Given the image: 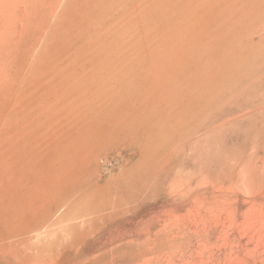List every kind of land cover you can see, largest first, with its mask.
<instances>
[{"label":"rangeland","instance_id":"1","mask_svg":"<svg viewBox=\"0 0 264 264\" xmlns=\"http://www.w3.org/2000/svg\"><path fill=\"white\" fill-rule=\"evenodd\" d=\"M230 1L0 0V264H75L78 252L66 246L67 229L73 221H77L74 225L87 221L90 211L140 209L144 217L138 221L112 222L126 231L133 230L146 222L150 213L173 205L163 194L172 179L204 176L209 184L215 178L221 182L230 166L239 173L247 157L257 165L264 162V0ZM174 29L181 33L175 34ZM178 125L191 131L190 135L185 136ZM174 136L178 144L171 141ZM185 139L191 142L187 145ZM37 176L49 183L42 179L39 196L40 190L34 195H29V190L24 195L27 182ZM261 183L262 190L255 194L264 192V181ZM204 185L196 186L199 188L194 191L212 195L213 189L206 192ZM142 191V196H157V202L148 198L141 204ZM238 194L249 200L238 206L244 211L252 203L251 197L246 192ZM55 195L59 198L52 199ZM55 201L57 205L50 204ZM47 208L52 216L32 226ZM72 210L81 212L82 217L75 212L78 218H72ZM70 216L75 220L71 221ZM44 245L56 248L47 250ZM89 245L91 252L100 246ZM32 249L39 251L31 254Z\"/></svg>","mask_w":264,"mask_h":264},{"label":"bare ground","instance_id":"2","mask_svg":"<svg viewBox=\"0 0 264 264\" xmlns=\"http://www.w3.org/2000/svg\"><path fill=\"white\" fill-rule=\"evenodd\" d=\"M173 1V0H172ZM183 1V0H182ZM210 1V0H209ZM232 1V0H231ZM230 1V2H231ZM242 1V0H241ZM246 1V0H245ZM252 1V0H251ZM189 2V1H188ZM214 2V1H213ZM217 2V1H216ZM227 2V1H226ZM236 2V1H235ZM260 2V1H259ZM258 2V3H259ZM209 3V2H208ZM220 3V2H219ZM234 3V1H233ZM245 3V2H244ZM249 3V1L247 2ZM257 3V5H258ZM206 4V3H205ZM230 5H232V3H229ZM235 4V3H234ZM246 4V3H245ZM183 5V4H182ZM203 5V4H202ZM224 5V4H223ZM236 5V4H235ZM253 5V3H252ZM263 5V4H262ZM184 6V5H183ZM213 4H211V8H212ZM217 6V5H216ZM234 6V5H233ZM241 6V5H240ZM243 6V5H242ZM246 6V5H244ZM250 6V5H249ZM259 6V5H258ZM199 7V6H198ZM206 7V8H208ZM232 7V6H231ZM239 7V6H238ZM174 8V7H172ZM192 8V7H190ZM197 8V7H196ZM195 8V9H196ZM235 7H233L234 9ZM241 8V7H240ZM239 8V9H240ZM253 8V7H252ZM97 9V7H96ZM125 9V8H124ZM219 9V8H218ZM223 8H221L222 11ZM226 9V8H225ZM230 9V8H229ZM254 9V8H253ZM257 9V8H256ZM259 9V8H258ZM201 10V9H200ZM199 10V11H200ZM227 10V9H226ZM245 10V9H244ZM248 10V7H247ZM245 10V12L247 11ZM251 10V9H250ZM192 11V10H191ZM208 11V10H207ZM233 11V10H232ZM249 11V10H248ZM258 11V10H256ZM203 12V10H202ZM223 12V11H222ZM229 12V11H228ZM234 13V12H233ZM247 13V12H246ZM253 13V12H252ZM223 14V13H222ZM232 14V13H231ZM235 14V13H234ZM124 15V14H123ZM183 15H185V13H183ZM246 15V14H243ZM248 15L250 16L251 13ZM90 16V15H89ZM190 16V15H189ZM216 16V15H215ZM226 16V15H225ZM224 16V17H225ZM253 16V15H251ZM223 17V18H224ZM176 18V17H175ZM194 18V17H193ZM236 18V17H235ZM240 18V17H239ZM237 18V20L239 19ZM244 18V17H242ZM253 18V17H252ZM103 19V18H102ZM247 19V18H246ZM185 20H189V19H185ZM204 20V19H203ZM253 20V19H250ZM257 20V19H256ZM254 20V21H256ZM200 21V20H199ZM202 21V19H201ZM222 21V20H221ZM218 22V21H217ZM216 22V23H217ZM225 22V21H224ZM227 22V21H226ZM241 22V21H240ZM95 23V21H94ZM175 23V21H174ZM173 23V24H174ZM220 23V22H219ZM222 23V22H221ZM229 23V22H228ZM232 23V22H231ZM230 23V24H231ZM249 23V22H248ZM253 22H251L252 24ZM210 24V23H209ZM212 24V22H211ZM234 24V23H233ZM245 24V23H244ZM259 24V23H258ZM103 25V24H102ZM178 25V23H177ZM225 25V23H224ZM241 25V24H240ZM174 26V25H173ZM193 26V25H192ZM219 26V25H218ZM244 26V25H243ZM254 26V25H253ZM175 27V26H174ZM177 27V26H176ZM197 27V26H196ZM248 27V26H247ZM246 27V29L248 30V28ZM87 28V27H86ZM221 28V27H220ZM237 28H238V22H237ZM245 28V27H244ZM253 28V27H252ZM240 29V28H239ZM245 29V30H246ZM250 29V28H249ZM109 30V29H108ZM175 30V29H174ZM185 31V28L183 29ZM198 30V29H197ZM235 30V28H234ZM113 31V30H112ZM176 32H174L175 34H179L178 32H180L179 30H175ZM194 31V30H193ZM236 31V30H235ZM241 31V30H240ZM237 32L241 33V32ZM127 32V31H126ZM255 32V31H254ZM173 33V34H174ZM181 33V32H180ZM191 33V32H190ZM189 33V34H190ZM204 33V32H203ZM212 33V32H211ZM111 34V33H110ZM174 34V36H175ZM234 34V38L235 35ZM109 35V34H108ZM118 35V34H117ZM221 35V34H220ZM219 35V36H220ZM239 35V34H238ZM164 36V35H163ZM173 36V37H174ZM208 36V35H207ZM259 36V35H258ZM105 37V36H104ZM158 37V36H157ZM211 38V36H209ZM131 38V37H130ZM219 38V37H218ZM239 38V37H238ZM121 39V38H120ZM129 39V38H128ZM181 39V38H180ZM49 40V37H48ZM130 40V39H129ZM179 40V39H178ZM197 40V39H196ZM134 41V40H133ZM149 41V40H148ZM180 42L183 41L179 40ZM189 41V39H188ZM193 41V40H191ZM195 41V40H194ZM239 41V40H238ZM236 41V42H238ZM136 42V41H135ZM144 42V41H143ZM179 42V43H180ZM78 43V42H77ZM104 43V42H103ZM148 43V42H146ZM172 43V42H171ZM228 43V42H227ZM167 44V43H166ZM236 44V43H235ZM137 45V44H136ZM141 45V44H139ZM177 45V44H176ZM185 45V43H184ZM212 45V44H210ZM179 46L181 47V45L179 44ZM201 46V45H200ZM207 46V45H206ZM231 46V45H230ZM254 46V45H253ZM108 47V46H107ZM131 47V46H130ZM158 47V46H157ZM172 47V45H171ZM176 47V46H175ZM204 47V46H203ZM202 47V48H203ZM216 47V46H215ZM218 47V46H217ZM247 47V46H246ZM178 48V47H177ZM184 48V46H183ZM192 48V45H191ZM190 48V49H191ZM194 48V47H193ZM253 48V47H252ZM107 49V48H106ZM117 49V48H116ZM159 49V48H158ZM157 49V50H158ZM171 50V48H169ZM173 49V48H172ZM204 49V48H203ZM213 49V48H212ZM238 49V48H237ZM112 50V49H110ZM175 50V49H173ZM178 51H180L179 49H177ZM188 50V49H187ZM187 50L184 52L186 53ZM192 50V49H191ZM211 49L209 48L208 51H210ZM261 50V49H260ZM189 51V50H188ZM201 51V50H200ZM215 51V50H214ZM177 52V51H176ZM181 52V51H180ZM195 52V51H193ZM164 53V51H163ZM173 53V52H172ZM182 53V52H181ZM208 53V52H207ZM228 53V52H227ZM230 53V52H229ZM120 54V53H119ZM166 54V52H165ZM189 54V52H188ZM187 55V54H186ZM192 55V54H190ZM194 55V54H193ZM209 55V54H208ZM207 55V56H208ZM206 56V57H207ZM242 56V55H241ZM134 57V56H133ZM183 57V55H182ZM197 57V56H195ZM205 57V58H206ZM245 57V56H244ZM263 57V56H262ZM199 58V57H198ZM196 58V59H198ZM214 58V57H213ZM247 58V57H246ZM184 59H185V55H184ZM189 59V58H187ZM221 59V58H220ZM237 59V58H236ZM186 60V59H185ZM193 60V59H192ZM210 60V59H209ZM264 60V59H263ZM184 61V60H183ZM187 61V60H186ZM196 61V60H194ZM193 61V62H194ZM201 62V60H199ZM207 61V60H206ZM212 61V60H211ZM189 63V61H187ZM192 62V63H193ZM198 62V61H196ZM209 62V61H208ZM214 62V61H212ZM228 62V61H227ZM237 62V61H236ZM244 62V61H243ZM162 63V62H161ZM160 63V64H161ZM178 63V62H177ZM204 63V62H203ZM225 63V62H224ZM239 63V61H238ZM124 64V63H123ZM122 64V65H123ZM197 64V63H196ZM213 64V63H211ZM217 64V63H216ZM226 64V63H225ZM200 65V63H199ZM206 65V64H205ZM224 65V64H223ZM255 65V64H254ZM258 65V64H257ZM163 66V64H162ZM165 66V65H164ZM172 66V65H171ZM194 66V65H193ZM198 66V65H197ZM202 63H201V67H202ZM219 66V65H218ZM249 66V65H248ZM200 67V66H198ZM197 67V68H198ZM207 67V66H206ZM229 67V65H228ZM253 67V66H252ZM156 68V66H155ZM176 68V67H175ZM180 68V67H178ZM183 68V67H182ZM208 68V67H207ZM132 69V68H131ZM163 69V68H162ZM166 69V68H165ZM168 69V68H167ZM201 69V68H200ZM205 69V68H204ZM159 70V69H158ZM194 70V69H192ZM161 71V70H160ZM165 72V71H163ZM208 72V71H207ZM234 72V71H233ZM172 72H170L171 74ZM169 74V75H170ZM179 74V72H178ZM168 75V73H167ZM213 75V74H212ZM243 75V74H242ZM154 76V75H153ZM165 76V75H164ZM171 76V75H170ZM238 76V74L236 75ZM160 77V76H159ZM178 77V76H177ZM209 77V76H208ZM235 77V76H234ZM157 78V77H156ZM162 78V77H161ZM173 78V77H172ZM184 78V77H183ZM186 78V77H185ZM202 78V77H201ZM233 78V77H232ZM160 79V78H159ZM181 79V78H180ZM240 79V78H239ZM147 80V79H146ZM193 80V79H192ZM205 80V79H204ZM153 81V80H152ZM163 81V80H162ZM212 81V80H211ZM232 81V80H231ZM165 82L166 84V79H164L163 83ZM171 82V81H170ZM162 83V82H161ZM173 83V82H172ZM237 83V82H236ZM155 84V83H154ZM176 84V83H174ZM184 84V83H183ZM188 84V83H186ZM198 84V83H197ZM178 85V83L176 84ZM175 85V86H176ZM229 85V84H228ZM174 86V87H175ZM199 86V85H198ZM236 86V85H235ZM155 87V86H154ZM182 87V86H181ZM184 88V87H183ZM182 88V89H183ZM239 88V87H238ZM176 89V88H175ZM181 89V88H180ZM180 89L178 88L177 90L180 91ZM168 91V89H167ZM189 91V90H188ZM178 92V91H177ZM202 92V91H201ZM140 93V92H139ZM144 93V92H143ZM174 93V92H172ZM171 93V94H172ZM214 93V92H213ZM166 94H170V93H166ZM176 94V91H175ZM180 94V93H179ZM143 95V94H142ZM158 95V94H157ZM178 95V93H177ZM176 95V96H177ZM190 95V94H189ZM198 95V94H197ZM151 96V95H149ZM165 96V95H164ZM174 96V94H173ZM171 96V97H173ZM185 96V95H184ZM200 96V95H199ZM160 97V96H159ZM169 97V96H168ZM123 98V97H122ZM133 98V97H132ZM139 98V97H137ZM161 98V97H160ZM163 98V97H162ZM231 98V97H230ZM152 99V98H151ZM156 99V98H155ZM158 99V98H157ZM165 99V98H164ZM178 99V98H177ZM183 99V98H182ZM196 99V98H195ZM217 99V98H216ZM224 99V98H223ZM260 99V98H259ZM120 100V99H119ZM139 100H141L139 98ZM144 100V99H143ZM148 100V99H147ZM150 100V99H149ZM154 100V99H153ZM161 100V99H160ZM159 100V101H160ZM166 100V99H165ZM164 100V101H165ZM168 100V98H167ZM169 100H172L169 98ZM174 100V99H173ZM134 101V100H133ZM136 101V100H135ZM146 101V100H145ZM152 100L149 101V103ZM156 101V100H155ZM154 101V102H155ZM163 101V99L161 100ZM227 101V100H226ZM225 101V102H226ZM114 102V101H113ZM148 102V101H147ZM175 102V101H174ZM178 102V101H177ZM188 102V99H187ZM221 102V101H220ZM251 102V101H250ZM79 103V102H78ZM82 103V102H81ZM139 103V102H138ZM165 103V102H164ZM167 103V102H166ZM181 103V102H180ZM186 103V102H184ZM191 103V102H190ZM77 104V103H76ZM84 104V102L82 103ZM87 104V102H86ZM136 104V103H135ZM134 104V105H135ZM188 104V103H186ZM193 104V103H192ZM208 104V103H207ZM217 104V103H216ZM215 104V106H216ZM89 105V104H88ZM116 107H117V103H115ZM114 105V106H115ZM124 105V104H123ZM141 105V104H140ZM153 105V104H152ZM189 105V104H188ZM74 106V105H73ZM112 106V105H111ZM128 106V105H127ZM142 106V105H141ZM166 106V105H165ZM177 106V105H176ZM184 106V104H183ZM187 106V105H186ZM80 108V106H77V108ZM89 107V106H88ZM108 107V106H107ZM110 107V105H109ZM148 107V106H147ZM164 107V106H162ZM160 106V108H162ZM167 107V106H166ZM191 107V106H190ZM195 107V106H194ZM220 107V106H219ZM84 108V107H83ZM119 108V107H118ZM126 108V107H125ZM150 108V107H149ZM160 108H158V110H161ZM168 108V107H167ZM167 108L165 110H167ZM71 109V107H70ZM89 109V108H88ZM106 109V108H105ZM130 109V108H129ZM171 109V108H170ZM180 109V108H178ZM183 109V108H181ZM187 109V108H185ZM189 109V108H188ZM196 109V108H195ZM198 109V108H197ZM201 109V108H200ZM207 109V108H206ZM211 109V108H210ZM76 110V109H75ZM108 110V109H107ZM112 110V107H111ZM156 110V109H155ZM157 110V111H158ZM173 110V109H172ZM191 110V109H190ZM204 110V109H203ZM201 110V112L203 111ZM5 111V110H4ZM61 111V109L59 110ZM71 111V110H69ZM78 111V110H77ZM75 114H79L80 111ZM82 111V110H81ZM87 111V110H85ZM162 111V110H161ZM170 111V110H167ZM166 111V112H167ZM210 111V110H209ZM58 112V111H57ZM68 112V111H66ZM75 112V111H74ZM102 112V111H101ZM113 111H111L112 114ZM115 112V110H114ZM127 112V111H126ZM146 112V111H144ZM154 112V111H153ZM175 112V110H174ZM182 112V111H181ZM188 112V111H187ZM69 113V112H68ZM72 113V112H71ZM85 113V112H84ZM97 113V112H96ZM106 113V112H105ZM129 113V112H128ZM139 113V112H138ZM143 113V112H142ZM163 113V112H161ZM159 113V114H161ZM171 113V112H170ZM178 113V112H177ZM186 111L184 112L183 115H185ZM199 111L196 113L195 115L198 114ZM205 116V112H203ZM202 113V114H203ZM208 113V112H207ZM3 114V113H2ZM64 114V113H62ZM82 114V112H81ZM93 114V113H92ZM144 114V113H143ZM154 114V113H153ZM158 114V113H157ZM165 114V113H164ZM169 114V113H168ZM179 114V113H178ZM187 114V113H186ZM219 114V113H218ZM258 114V113H257ZM262 114V113H261ZM66 115V114H65ZM91 115V114H90ZM99 115V114H96ZM103 115L105 116V114L103 113ZM103 115L101 117H103ZM166 115V114H165ZM176 116H178L177 114H175ZM192 115V114H191ZM201 113L199 114V118H200ZM264 115V113H263ZM73 116H75L73 114ZM77 116V115H76ZM93 116V115H92ZM129 116V115H128ZM157 116V115H156ZM207 116V115H206ZM68 117V116H66ZM81 117V115H80ZM90 117V116H88ZM164 117V115H163ZM193 117V116H191ZM255 119V116H253ZM252 117V118H253ZM85 118V117H84ZM133 118V117H132ZM131 118V119H132ZM136 118V117H135ZM138 118V117H137ZM165 118V117H164ZM194 118V117H193ZM198 118V117H197ZM203 118V117H202ZM200 118V119H202ZM258 118V117H256ZM89 119V118H88ZM91 119V118H90ZM95 119L96 118H92ZM102 119V118H101ZM103 119H105L103 117ZM109 119V118H108ZM161 119V118H160ZM168 119V118H167ZM166 119V120H167ZM175 119V118H174ZM181 119V118H179ZM211 119V118H210ZM231 119V118H230ZM100 121V119H98ZM155 120V119H154ZM177 120V119H176ZM190 115H189V121H190ZM218 120V119H217ZM233 120V119H232ZM257 120V119H255ZM260 120V119H259ZM102 121V120H101ZM104 121V120H103ZM117 121V120H116ZM143 121V120H142ZM192 121V120H191ZM199 121V120H197ZM119 122V121H118ZM156 122V121H155ZM179 122V121H178ZM193 122V121H192ZM202 122V121H201ZM209 122V121H208ZM89 123V122H88ZM95 123V122H93ZM167 123V122H166ZM180 123V122H179ZM187 122H185V124H187ZM190 123V122H189ZM87 124V123H86ZM133 124V123H132ZM146 124V123H145ZM178 124V123H177ZM197 124V123H196ZM199 124V123H198ZM197 124V125H198ZM207 124V123H204ZM233 124V123H232ZM92 125V124H91ZM94 125V124H93ZM101 125V124H100ZM171 125V124H170ZM192 125V123H191ZM189 125V126H191ZM202 125V124H201ZM200 125V127H201ZM210 125V124H209ZM234 125V124H233ZM132 126V125H131ZM185 126V125H184ZM194 127V125H192ZM203 126V125H202ZM214 126V125H213ZM250 126V125H249ZM252 126V125H251ZM172 127V126H171ZM175 127V126H174ZM179 127V125H178ZM188 128V126H186ZM196 127V126H195ZM92 128V127H91ZM118 128V127H117ZM125 128V127H123ZM160 128V127H159ZM169 128V127H168ZM180 128V127H179ZM208 128V127H207ZM206 128V129H207ZM116 129V126H115ZM157 129V127H156ZM155 129V130H156ZM176 129V128H175ZM181 130L183 129V132H185V136H187V134L190 135L191 131L188 133L187 130L188 129H184V127L180 128ZM216 129V127H215ZM230 129V128H229ZM228 129V130H229ZM264 129V127H263ZM169 130V129H168ZM174 130V128H173ZM178 130V129H177ZM262 130V129H261ZM259 130V131H261ZM163 131V130H162ZM176 131V130H175ZM180 131V130H179ZM198 131V130H197ZM231 131V130H230ZM92 132V131H91ZM95 132V131H94ZM178 132V131H177ZM195 132V131H194ZM232 132V131H231ZM64 133V132H63ZM90 133V132H89ZM166 133V132H165ZM259 132H257L258 134ZM262 134V132H260ZM264 133V131H263ZM163 134V133H161ZM178 134V133H177ZM234 134V133H233ZM108 135V134H107ZM117 134H115L116 136ZM176 136V134H174ZM181 135V134H180ZM179 135V137H180ZM182 135V137L184 136ZM188 135V136H189ZM105 136V135H104ZM111 136V135H109ZM174 136V140H171L173 142H177L176 138ZM193 136V135H191ZM190 136V137H191ZM93 137V136H92ZM170 137V134H169ZM181 137V138H182ZM190 137H186L187 139H189ZM202 137V136H201ZM200 137V138H201ZM204 137V136H203ZM258 137H261V135H258ZM97 138V137H96ZM105 138V137H104ZM103 138V139H104ZM108 138V137H107ZM168 138V137H167ZM172 138V137H171ZM179 138V139H181ZM185 138V137H184ZM208 138V137H207ZM95 139V138H94ZM99 140V139H98ZM101 140V139H100ZM169 140V139H168ZM167 140V141H168ZM186 140V139H185ZM184 140V141H185ZM198 140V139H197ZM261 139H259L260 141ZM264 140V137H263ZM179 141V140H178ZM182 141V139H181ZM193 141V140H192ZM196 141V140H195ZM199 141V140H198ZM219 141V140H218ZM112 142V141H111ZM180 142V141H179ZM177 142V144L179 143ZM187 142H191V141H187L185 142V144H187ZM197 142V141H196ZM236 142V141H235ZM263 142V141H261ZM40 143V142H39ZM87 143V142H86ZM101 143V142H100ZM104 143V142H103ZM200 143V142H199ZM202 143V142H201ZM200 143V144H201ZM205 143V142H204ZM102 144V143H101ZM193 144V143H192ZM197 144V143H196ZM212 144V143H211ZM172 145V144H171ZM174 145V144H173ZM188 145V144H187ZM90 146V145H89ZM106 145H103V147L105 148ZM180 146V145H178ZM192 146V145H190ZM209 146V145H208ZM261 146V145H260ZM197 147V146H196ZM202 147V145H201ZM207 147V146H206ZM211 147V146H210ZM220 147V146H219ZM257 147H258V143H257ZM94 148V147H93ZM102 148V147H101ZM190 150H193V148L191 149V147H189ZM199 148V147H198ZM238 148V147H237ZM263 148V146H262ZM176 149V148H175ZM258 149V148H257ZM155 150V149H154ZM158 150V149H157ZM187 150V149H186ZM207 150V149H206ZM264 150V149H263ZM83 151V150H82ZM170 151V150H169ZM168 151V153H169ZM179 151V148H178ZM204 151V150H203ZM157 152V151H156ZM186 152V151H185ZM188 152V151H187ZM208 152V151H207ZM80 153V152H79ZM165 153V152H164ZM239 153V152H238ZM237 153V155H239ZM88 155V154H87ZM86 155V156H87ZM169 155V154H168ZM186 155V154H185ZM256 155V153H255ZM187 156V155H186ZM194 156V155H193ZM242 156V155H241ZM240 156V158H241ZM64 157V156H63ZM231 157V156H230ZM228 157V158H230ZM244 157V156H242ZM76 158V157H75ZM160 158V157H158ZM238 158V157H236ZM99 159V158H98ZM163 159V158H161ZM160 159V160H161ZM243 159V158H242ZM241 159V160H242ZM257 159V158H255ZM168 160V159H167ZM233 160V159H232ZM239 160V159H238ZM236 159V161H238ZM166 161V160H165ZM189 161V160H188ZM256 161V160H255ZM51 161H49L48 163H50ZM72 162V161H71ZM159 162V161H158ZM241 162V161H240ZM57 163V162H56ZM76 163V162H75ZM97 163V162H95ZM186 163V162H185ZM147 164V163H146ZM145 164V165H146ZM153 164V163H152ZM151 164V166H152ZM237 163L235 162V165ZM240 164V163H239ZM150 165V164H149ZM51 167V166H50ZM149 167V166H148ZM240 167V166H239ZM83 168V167H82ZM89 168V167H88ZM151 168V167H149ZM153 168V167H152ZM156 169V168H155ZM237 169V168H236ZM125 170V169H124ZM158 170V169H157ZM240 170V171H239ZM239 173L236 171L235 169L232 168L230 166V168H228L224 173H223V178L221 182H217V179L215 177V180H212V182H209L206 180V178L204 176L200 177V178H190L188 177V180H183L182 178H174L170 181V183L168 184V191L166 193L163 192V194H166L167 198L169 200H171L172 202V206L167 208H160L159 206L155 207L158 210H155L154 212L150 213V215L147 216L148 220L146 222H144L141 226L136 227L133 230H129L126 231V229H122L119 228L117 225L114 226L112 224V222H115L117 220H127L128 223L129 221H138L139 219H142V217H144V214L140 211V209L134 208H128V207H122V208H116L113 207L111 210L106 211V210H97L94 209L92 211H90V215L88 217V219H85L87 221H85L84 223L81 224H77L74 225L76 222H74L72 219L73 217H77L80 215L82 217V215L80 214L82 212V210L80 209V205H79V210H81L80 213L76 212V210L73 213V210L71 211V213H73V216L71 218V221H73L71 224L73 226L68 227V235L69 238L67 240V244L68 247H74V251L75 254L76 252H78V258L75 261V264H264V192H260L263 193V196H261L262 194H255L257 191H261L262 190V181H264V162L260 165L255 162L252 161V159L250 158H246L242 164V167H240L239 169ZM49 173L51 170H48ZM146 171V170H145ZM24 172V171H23ZM74 172V171H73ZM151 172V171H150ZM223 172V170H222ZM44 173V172H43ZM47 173V171H46ZM147 173V171H146ZM154 173V172H153ZM196 173V172H195ZM242 173V174H240ZM54 174V173H53ZM144 174V173H143ZM209 174V172H208ZM44 175V174H43ZM56 176V174H54ZM61 175V174H60ZM73 175V174H72ZM25 176V175H24ZM45 176H48L47 174H45ZM52 176V175H51ZM50 176V177H51ZM66 176V175H65ZM89 176V175H88ZM182 176V175H180ZM38 177V176H37ZM53 177V176H52ZM64 177V176H63ZM77 177V176H76ZM48 181H52L49 179V176L47 177ZM46 178V179H47ZM54 178V177H53ZM79 178V177H78ZM81 178V177H80ZM87 177H85L86 179ZM32 179V178H31ZM42 177L40 176V178H36V180H32L29 181V183L27 182V187H25L26 183L23 185L25 193L24 195L30 190V192H28L29 195H34L37 191L40 192L37 193V195L41 194V182L43 183V181H45V183L47 182L45 179H43L42 181ZM84 179V178H83ZM84 179V180H85ZM142 179V178H141ZM27 180V179H26ZM55 180V179H54ZM139 180V179H138ZM88 181V180H87ZM151 181V178H150ZM157 181V180H156ZM154 181V182H156ZM135 182V181H134ZM141 182V181H140ZM144 182V181H143ZM49 183V182H47ZM82 183V180H81ZM137 183V181H136ZM205 183L206 185H204L206 187L207 190H205L206 192H208V190L210 191V189L212 191H210V193L212 195L209 196H205V192L202 190V192H198V191H194V189L199 188L196 186H200L201 184ZM56 184V182H55ZM67 184V182H66ZM79 184V182H78ZM139 184V182H138ZM153 184V183H152ZM197 184V185H196ZM49 185V184H48ZM64 185V184H63ZM154 185V184H153ZM67 186V185H66ZM137 186V185H136ZM2 187V186H1ZM22 187V188H23ZM43 187H47L43 186ZM42 187V188H43ZM139 187V185H138ZM21 188V187H20ZM27 188V189H26ZM49 188V187H48ZM82 188V187H81ZM152 188V187H151ZM44 189V188H43ZM42 189V190H43ZM52 189L53 192V188H49V190ZM146 189V188H145ZM21 190V189H20ZM55 190V189H54ZM89 190V189H88ZM144 190V189H143ZM158 190V189H157ZM161 190V189H160ZM159 190V191H160ZM43 190V194L45 193ZM137 191V190H136ZM155 191V190H154ZM243 193L244 195L245 192L247 194H249L248 197H251V204L248 206V208L244 211H239V205L241 203H245V202H249L242 199V197H240L241 195L238 194V192ZM51 192V191H50ZM139 192V190H138ZM153 192V190H152ZM158 191L154 192L157 193ZM55 194V191L53 192ZM93 193V192H92ZM136 193V192H135ZM143 191L141 192V199L139 200V202L141 204H143L144 202L147 201L148 198H151L152 200H158V198H156L157 196L153 197H149V195H143L142 196ZM146 193V192H145ZM23 194V193H21ZM42 194V195H43ZM48 194V193H46ZM87 194V193H86ZM148 194H150L148 192ZM159 194V193H158ZM162 194V193H161ZM38 195V196H39ZM76 196V195H75ZM123 196V195H122ZM56 198L57 196H53V198ZM83 197V196H81ZM93 197V196H92ZM98 197V196H97ZM121 197V196H120ZM27 198V197H25ZM54 198V199H55ZM59 197H57L58 199ZM106 198V197H105ZM125 198V197H124ZM140 198V197H139ZM244 198V197H243ZM247 198V197H246ZM12 199V198H11ZM50 199V198H49ZM83 199V198H82ZM86 199V198H85ZM109 199V198H108ZM111 199V198H110ZM121 199V198H120ZM28 200V198L26 199ZM30 200V198H29ZM39 200V199H37ZM64 200V199H63ZM61 199L60 202L63 201ZM89 200V199H88ZM123 200V199H122ZM162 200V199H161ZM58 201V200H57ZM91 204V200H89ZM97 201V200H96ZM103 201V200H102ZM129 201V200H127ZM167 201V199H166ZM98 202V201H97ZM104 202V201H103ZM113 202V201H112ZM124 202V201H123ZM150 202V200L148 201ZM160 202V198L159 201ZM58 202H50V204H55ZM83 203V202H82ZM86 203V200H85ZM130 203V202H129ZM132 203V202H131ZM130 203V204H131ZM154 203V202H153ZM152 203V204H153ZM22 204V203H21ZM38 204V203H37ZM48 204V205H50ZM87 204V205H88ZM95 204V203H94ZM129 204V205H130ZM150 204V203H148ZM148 204H146L148 206ZM166 204V203H165ZM15 205V204H14ZM23 205V204H22ZM27 205V204H26ZM25 205V206H26ZM45 205V203L43 204ZM69 205V204H68ZM86 204H84L83 206H87ZM112 205V204H110ZM125 205V204H124ZM122 205V206H124ZM127 205V206H129ZM133 205L135 206V202L133 203ZM145 205V206H146ZM155 205V203H154ZM164 205V203H163ZM167 205V204H166ZM17 206V205H16ZM28 206L29 203H28ZM61 206V205H60ZM126 206V205H125ZM139 206V205H137ZM156 206V205H155ZM242 206V205H241ZM46 207V206H45ZM54 207V206H53ZM52 207V208H53ZM88 207V206H87ZM86 207V208H87ZM91 207V206H90ZM120 207V206H118ZM130 207V206H129ZM154 207V206H153ZM163 207V206H162ZM245 207V206H244ZM28 209V207H26ZM51 208V206H50ZM61 208V207H60ZM85 208V209H86ZM116 208V209H114ZM133 208V207H132ZM149 208V207H148ZM152 208V206H151ZM149 208V209H151ZM44 211V208H42ZM48 209V211H47ZM45 212H41L42 210L40 209V212L42 214L41 217L35 219L36 220V224L32 225L35 226L37 224H40L43 222L47 221V216L51 214L52 216V212L50 211L49 213V208H47ZM54 209V208H53ZM88 209V208H87ZM153 209V208H152ZM30 210V209H29ZM52 210V209H51ZM142 210V208H141ZM145 210V209H144ZM154 210V209H153ZM27 211V210H26ZM78 211V210H77ZM84 211V208H83ZM86 211V210H85ZM149 211V210H148ZM147 211V212H148ZM18 212V211H16ZM30 212V211H29ZM55 212V209L53 211V213ZM75 212L77 214H75ZM146 212V213H147ZM28 213V211H27ZM70 213V212H69ZM87 213V211H86ZM145 213V212H144ZM23 214V213H22ZM75 214V215H74ZM83 214V213H82ZM85 214V213H84ZM83 214V217H84ZM11 215V214H10ZM26 215V214H25ZM3 216V215H2ZM39 216V215H38ZM85 216V217H86ZM20 217V216H19ZM79 217V218H81ZM86 217V218H87ZM14 218V217H13ZM12 218V219H13ZM16 218V217H15ZM14 218V219H15ZM69 218V217H68ZM78 218V217H77ZM29 219V218H28ZM20 220V219H19ZM84 220V219H81ZM79 220V221H81ZM78 221V222H79ZM13 222V221H12ZM14 223V222H13ZM12 224V223H11ZM15 224V223H14ZM23 224V223H22ZM25 224V223H24ZM29 224H30V220H29ZM27 223V225H29ZM123 224V223H122ZM19 225V223H18ZM17 225V226H18ZM31 225V224H30ZM16 226V227H17ZM26 226V225H25ZM24 226V227H25ZM15 227V229H16ZM23 227V228H24ZM29 227V226H28ZM31 227V226H30ZM29 227V228H30ZM121 227V226H120ZM10 228V225H9ZM22 228V229H23ZM26 228V227H25ZM28 228V230H30ZM12 229V228H11ZM27 229L24 231H28ZM12 231V230H11ZM14 231V230H13ZM23 232V230H22ZM2 241V240H1ZM57 243V241H56ZM90 243L92 244H100V246L98 248H96L94 250V252H91V245H89ZM50 245V244H48ZM58 245L55 244V246ZM45 246V245H44ZM54 245H51L52 248H56L53 247ZM39 247H41L39 245ZM43 247V246H42ZM46 249L47 248H51L48 246H45ZM64 247V246H63ZM95 248V247H94ZM44 249V248H43ZM48 250V249H47ZM33 251V249H32ZM31 251V254H37V251ZM46 251V250H45ZM54 252V251H53ZM91 252V253H88ZM49 252H45V254ZM83 253H85L84 255L88 254V256H81ZM28 254V253H26ZM30 254V253H29ZM39 254V253H38ZM75 254L73 256H75ZM72 255V254H71ZM45 256V255H44ZM32 257V256H31ZM38 260L39 256L37 255ZM42 258V256H40ZM46 258V257H45ZM44 258V259H45ZM32 259V258H30ZM43 259V258H42ZM26 261V259H24ZM37 260V259H34ZM37 260V261H38Z\"/></svg>","mask_w":264,"mask_h":264}]
</instances>
